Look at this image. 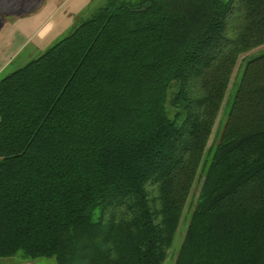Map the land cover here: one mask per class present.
Returning <instances> with one entry per match:
<instances>
[{"label": "trees", "instance_id": "16d2710c", "mask_svg": "<svg viewBox=\"0 0 264 264\" xmlns=\"http://www.w3.org/2000/svg\"><path fill=\"white\" fill-rule=\"evenodd\" d=\"M0 79V258L264 264V0H106Z\"/></svg>", "mask_w": 264, "mask_h": 264}, {"label": "crops", "instance_id": "0c3cea01", "mask_svg": "<svg viewBox=\"0 0 264 264\" xmlns=\"http://www.w3.org/2000/svg\"><path fill=\"white\" fill-rule=\"evenodd\" d=\"M96 1L0 0V79L27 47L41 52L51 40L66 36Z\"/></svg>", "mask_w": 264, "mask_h": 264}, {"label": "rangeland", "instance_id": "374dc122", "mask_svg": "<svg viewBox=\"0 0 264 264\" xmlns=\"http://www.w3.org/2000/svg\"><path fill=\"white\" fill-rule=\"evenodd\" d=\"M105 2H106V0H97L96 2H94L91 5L90 11H92V12L96 11L98 8L103 6ZM57 41L55 40L54 42H52V40H51L47 44L48 46H46L45 49L42 50L41 52H40V50H34L32 46L27 47L26 49H24L20 54H18L12 60V63L9 65L5 74L8 75V74L26 66L28 63H30L31 61L38 58L43 53V51H45L47 48H49L51 45H53ZM262 53H264V46H261V47L255 49L251 52H248L239 58V60L236 64V67L233 71V75L231 77V81L229 84L228 91L226 93L225 100L222 104L221 110H220L218 118L216 120L214 129H213V133L211 135V138H210V141L208 144V148L217 144L219 141L220 134L223 131V128H224V125H225V122L227 119V110L229 107V102L233 96V93L235 92V88H236V85L238 83L239 76H240L244 61L246 59H249L253 56H257V55L262 54ZM200 188H201V182H196V184L192 190V193L190 195V198L188 200V203L186 205V208L184 210L182 221L180 223V227H179V230L177 232L175 242L173 244L172 249L169 252V257H168L167 261L165 262V264H175V262H176V259H177L178 253H179V249L181 247V244L183 243L191 215L194 211V208H195V205L197 202V198L199 196ZM0 264H57V261L55 258H41V259H37L35 261H29V260H23L21 255H18L16 257L7 258V259H1L0 258Z\"/></svg>", "mask_w": 264, "mask_h": 264}]
</instances>
